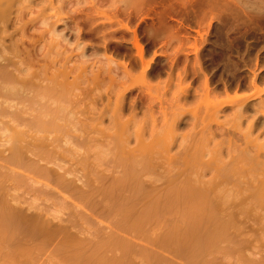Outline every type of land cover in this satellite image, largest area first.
<instances>
[{
  "label": "rangeland",
  "instance_id": "obj_1",
  "mask_svg": "<svg viewBox=\"0 0 264 264\" xmlns=\"http://www.w3.org/2000/svg\"><path fill=\"white\" fill-rule=\"evenodd\" d=\"M125 2L0 0V264H264V0Z\"/></svg>",
  "mask_w": 264,
  "mask_h": 264
},
{
  "label": "bare ground",
  "instance_id": "obj_2",
  "mask_svg": "<svg viewBox=\"0 0 264 264\" xmlns=\"http://www.w3.org/2000/svg\"><path fill=\"white\" fill-rule=\"evenodd\" d=\"M125 1L126 0H66V4H68V8H76L73 11L74 14L72 15V18L76 23L77 27L79 28V30L83 32L86 30V32L89 33L94 40H96L100 32H102L103 37L105 39H108L115 34L116 30H118L115 28L117 24L116 20L113 18V15L111 16L107 15L105 8H127V6L124 7L125 5L128 4ZM156 1L158 0H137V2L141 4L151 3ZM119 12L120 11H117L116 13ZM105 15L108 18L109 22L108 23L102 22L99 25L96 24L97 17L99 16L104 17ZM26 56L27 57L25 58L24 61L27 64L32 63L31 57L32 58L34 57L33 54L31 55L30 50H27ZM113 70L120 74L128 73V70L125 67H123L122 69L117 68L116 70L111 66L108 67L107 72L111 73ZM66 71H67L66 69L62 71L64 73L63 80L59 82L58 86L62 85L61 87H63V86H68L70 84L67 77L68 74L65 73ZM0 78L4 82L19 81L24 85L26 89L28 87L31 88L34 85L32 79L20 78L18 75H14L6 69L0 70ZM43 88L45 92L57 90L55 89L54 86L52 88H49V86H44ZM62 90L67 91L66 89H62ZM0 94L5 96V100L7 101L9 98H11L12 93L11 90L8 89L6 91H2ZM64 94L66 95L67 93ZM261 184L264 187V177L262 178ZM193 207L194 208L197 207L196 202H194ZM8 225H9V221L2 213H0V232L4 234L6 232ZM17 257L18 256L16 253H10L6 255L5 259L8 262L10 261L9 263H13L18 259Z\"/></svg>",
  "mask_w": 264,
  "mask_h": 264
}]
</instances>
